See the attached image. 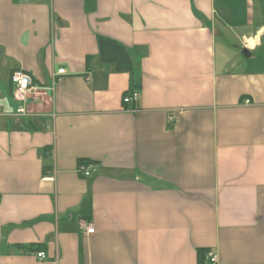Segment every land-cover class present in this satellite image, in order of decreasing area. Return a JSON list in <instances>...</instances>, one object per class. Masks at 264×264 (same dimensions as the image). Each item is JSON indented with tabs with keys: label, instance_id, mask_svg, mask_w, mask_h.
Returning <instances> with one entry per match:
<instances>
[{
	"label": "crops",
	"instance_id": "1",
	"mask_svg": "<svg viewBox=\"0 0 264 264\" xmlns=\"http://www.w3.org/2000/svg\"><path fill=\"white\" fill-rule=\"evenodd\" d=\"M208 251L264 264V0H0V264Z\"/></svg>",
	"mask_w": 264,
	"mask_h": 264
},
{
	"label": "built area",
	"instance_id": "2",
	"mask_svg": "<svg viewBox=\"0 0 264 264\" xmlns=\"http://www.w3.org/2000/svg\"><path fill=\"white\" fill-rule=\"evenodd\" d=\"M57 74H64V70H59ZM10 82L14 86L16 93L19 95H24L32 89V80L30 76L25 73H14L10 77ZM138 100L139 94L137 92H133L131 94L125 95L122 99V103L127 106L134 107L132 109H135ZM246 103H248V101H246ZM95 171L96 168L91 163L80 164L77 169L78 174H80L84 178L91 177ZM79 226L85 232L86 235L94 234V228L92 224L82 220L79 222ZM36 257L40 260H43L45 258V254L43 252H38L36 254ZM203 258V264H218L217 255L213 251L206 252Z\"/></svg>",
	"mask_w": 264,
	"mask_h": 264
},
{
	"label": "water",
	"instance_id": "3",
	"mask_svg": "<svg viewBox=\"0 0 264 264\" xmlns=\"http://www.w3.org/2000/svg\"><path fill=\"white\" fill-rule=\"evenodd\" d=\"M243 54L248 57V52L246 50L243 51Z\"/></svg>",
	"mask_w": 264,
	"mask_h": 264
},
{
	"label": "rangeland",
	"instance_id": "4",
	"mask_svg": "<svg viewBox=\"0 0 264 264\" xmlns=\"http://www.w3.org/2000/svg\"><path fill=\"white\" fill-rule=\"evenodd\" d=\"M239 55H240V53H237V56H239ZM239 57H240V56H239ZM242 61H244L243 58H242Z\"/></svg>",
	"mask_w": 264,
	"mask_h": 264
},
{
	"label": "trees",
	"instance_id": "5",
	"mask_svg": "<svg viewBox=\"0 0 264 264\" xmlns=\"http://www.w3.org/2000/svg\"><path fill=\"white\" fill-rule=\"evenodd\" d=\"M201 256L203 257V256H204V254L202 253V254H201Z\"/></svg>",
	"mask_w": 264,
	"mask_h": 264
}]
</instances>
